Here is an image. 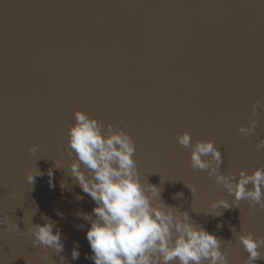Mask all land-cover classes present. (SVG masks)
<instances>
[{
	"label": "water",
	"instance_id": "95a60500",
	"mask_svg": "<svg viewBox=\"0 0 264 264\" xmlns=\"http://www.w3.org/2000/svg\"><path fill=\"white\" fill-rule=\"evenodd\" d=\"M257 103L264 106V0H0V216L21 230L0 226V264H61L60 256L94 264L85 258L90 223L76 213L95 204L71 176L75 157L67 154L77 109L128 132L142 180L215 233L229 264H244L238 235L264 236V209L250 214L247 200L212 209L234 196L192 168L191 149L177 136L215 141L224 174H251L264 166ZM253 119L255 133H239ZM29 173L38 175L34 184ZM44 217L62 232L59 254L32 245L29 228ZM76 241L80 257L72 260Z\"/></svg>",
	"mask_w": 264,
	"mask_h": 264
},
{
	"label": "clouds",
	"instance_id": "9594fccd",
	"mask_svg": "<svg viewBox=\"0 0 264 264\" xmlns=\"http://www.w3.org/2000/svg\"><path fill=\"white\" fill-rule=\"evenodd\" d=\"M261 107L264 106L254 104L253 112ZM74 116L75 123L67 134V154L75 157L70 165L71 176L95 204L91 213H76L90 223L86 239L92 254L85 253L86 259L94 264H229L221 239L215 233L198 225L188 211L166 203L161 186L142 180L135 159L137 145L128 132L112 123L105 127L102 121L82 109H77ZM256 128L257 121L253 119L248 125H241L238 131L248 136L255 133ZM177 140L191 149L193 169L206 170L219 187L234 196L232 201L215 200L210 205L212 209L239 207L241 200L249 202L250 214L257 205L264 209V166L251 174L242 169L238 177L235 173L224 174L221 168L224 157L215 141L197 139L193 143L189 131L179 134ZM38 148L33 145L29 151L35 153ZM256 148L264 149V139L256 143ZM38 175L29 173L27 181L34 184ZM48 175L52 176L51 170ZM50 186L55 185L50 181ZM186 186L193 194L197 191L195 185ZM61 187H65L63 182ZM176 196L183 193L173 198ZM76 199L82 201L83 196L77 195ZM0 217V226L7 225L5 231H21L11 217ZM44 219L45 223L32 224L29 228L32 245L50 248L59 254L64 250L62 232L48 217ZM231 231L236 228L231 227ZM238 240L249 254L244 264H257L264 259L261 251L264 236L256 238L252 232L241 231ZM79 257L76 241L71 258L78 260ZM43 259L47 262L49 257L45 255ZM65 259L60 256L61 264Z\"/></svg>",
	"mask_w": 264,
	"mask_h": 264
}]
</instances>
